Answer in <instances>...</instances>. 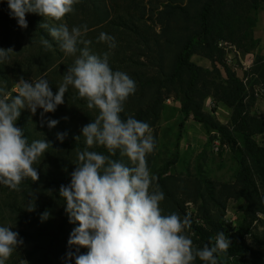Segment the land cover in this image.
Wrapping results in <instances>:
<instances>
[{
    "label": "trees",
    "instance_id": "obj_1",
    "mask_svg": "<svg viewBox=\"0 0 264 264\" xmlns=\"http://www.w3.org/2000/svg\"><path fill=\"white\" fill-rule=\"evenodd\" d=\"M143 1L133 0L127 7L109 10L104 0H79L74 5L75 11L66 16L75 25L74 14L77 15L78 10L91 15V20L79 22L78 26L86 23L88 33L84 38L92 42L89 47L93 53L108 51L106 44L97 42L101 32L115 38L117 46L111 50L110 66L114 71L126 72L136 82V91L126 101L122 118L133 116L154 129L167 108L165 101L172 99L179 104V130L188 119H192L201 126L208 138L207 143L218 139L220 146L228 149L238 165L234 183L215 192L201 180L192 182V188L186 184L177 186L170 177L159 173L156 183L165 195L160 204L162 214L175 212L184 217L187 214L183 205L187 200L201 201L200 217L188 215L192 221L193 244L197 249L214 243L215 235L223 231L232 245L226 255H218V264H264V255L246 242L247 226L234 229L220 213L224 201L234 198L246 202V214L253 211L264 214V147L255 141L257 136H264V120L252 112L256 100L253 87L258 82L264 84V59L255 56L250 73L244 74L249 76L247 86L226 60L227 54L233 50L252 52L257 47L253 29L258 14L262 12L264 15V0ZM4 4L8 8L6 0ZM27 15L38 36L49 39L53 45L49 51H45L42 45L38 48L39 62L35 73L41 75L51 69L50 87L55 94L74 57L65 56L48 32L38 27L43 22L42 16ZM194 55L207 60L210 68L192 62ZM26 70L31 71V66ZM15 81H11L0 66V83L6 84L0 87L10 91ZM208 99L230 109L229 124L217 120L216 108L204 111ZM42 111L38 108L32 115L27 109L21 110L16 126L24 130L29 143L45 139L52 147L33 165L39 173L38 181L26 178L20 185L21 191L0 185V225L11 224L12 230L18 232L24 241L18 262L66 264L63 257L69 250L67 241L77 225L68 222L59 188L70 183L76 151L86 146L83 137L79 141L74 137L81 135L82 127L94 120L98 111L89 110L86 101L79 98L72 87L65 94L64 104L55 112L45 113L46 119L59 121L56 127L50 129L46 123L41 126ZM62 132H67V136L60 142L57 133ZM153 137L156 141V136ZM90 150L108 154L103 146ZM153 153L147 156L149 168ZM112 158L121 159L119 153ZM123 159L128 162L127 158ZM31 191L36 193L35 211L28 212L25 207ZM179 193L183 198H179ZM46 210L50 212V218L42 222L40 216ZM72 250L75 251V246ZM87 251V248H80V254ZM68 264H75V260ZM194 264L205 262L197 257Z\"/></svg>",
    "mask_w": 264,
    "mask_h": 264
},
{
    "label": "clouds",
    "instance_id": "obj_2",
    "mask_svg": "<svg viewBox=\"0 0 264 264\" xmlns=\"http://www.w3.org/2000/svg\"><path fill=\"white\" fill-rule=\"evenodd\" d=\"M6 2L10 17L22 29L28 27L26 14L44 17L38 27L45 29L60 51L74 60L55 94L44 77L29 82L21 76L14 84V94L0 87V185L21 191L26 178L39 180L33 165L52 144L45 139L29 143L16 122L21 110L28 109L35 115L39 108L43 110L41 126L46 123L50 129L56 127L59 121L46 119L45 113L55 112L64 104L65 94L72 87L86 101L87 108L96 109L98 114L82 127L81 135L74 137L76 141L83 137L86 146L76 151L70 183L59 188L68 222L77 225L67 241L69 250L63 257L66 264L73 259L75 264H194L197 257L205 264H218V255H226L232 245L223 231L215 235L214 243L197 249L186 234L191 218H181L175 212L162 214L160 204L165 195L147 162V156L156 148L150 125L133 116L121 117L126 101L136 91V82L126 72L114 71L110 66L111 50L117 46L115 38L101 32L97 42L106 44L108 51L96 54L89 47L92 42L84 38L88 33L86 24L70 29L61 22L75 11L79 0ZM40 44L45 51L53 47L43 36ZM13 53L12 48H0V65L10 64ZM66 136L67 132L57 133L60 142ZM95 146H103L108 154L90 150ZM117 153L121 159L112 158ZM28 197L25 210L33 212L36 193L29 192ZM49 218L48 210L40 216L42 222ZM23 243L12 227L0 226V264H6ZM82 247L88 249L86 254H80Z\"/></svg>",
    "mask_w": 264,
    "mask_h": 264
},
{
    "label": "rangeland",
    "instance_id": "obj_3",
    "mask_svg": "<svg viewBox=\"0 0 264 264\" xmlns=\"http://www.w3.org/2000/svg\"><path fill=\"white\" fill-rule=\"evenodd\" d=\"M132 1L133 0H104L109 10L115 7H127ZM143 2H146V0ZM74 16H76L75 25L68 21L67 16H65L61 22L67 24L71 29L73 26H78L79 22L91 20L90 14L83 13L80 10H78L77 15L74 14ZM26 19L28 27L22 29L18 26L17 20L10 17L9 9L4 4V0H0V48H12L15 52L11 55L10 64L0 66L8 73L11 81H18L17 78H19V76H27L24 79L29 82H31V79L36 80L44 77L49 80L50 85L53 76L51 69L41 75L35 73L39 62L37 54L38 48L41 46V37H39L34 30L33 24L30 22L27 14ZM51 23L58 24L60 22L52 21ZM256 35L263 36L264 30L262 29L259 31L256 29ZM63 59L64 57L57 61L56 64L60 63ZM226 60L241 79L249 77L244 74L250 73L254 66V61L252 64H249V67H246L248 65H242L233 55L226 56ZM191 61L203 68H210L209 62L202 57L194 55L191 57ZM29 65L31 66V71L26 70V67ZM14 84L10 92H14ZM0 85L5 86L6 84L0 83ZM254 86L263 88L264 90L263 83L258 82ZM255 98L259 101V104L254 105L252 112L257 117L264 120V92L260 93L258 97ZM165 104L167 108L163 112L161 120L154 129H151V135L156 136V148L149 168L150 172L155 176L162 173L163 177H170V181L177 186L186 184L192 188V182L201 180L203 184L207 183L209 186L213 187L214 192L222 187L233 184L238 171V165L228 149L221 147L218 139L207 143L208 138L204 134L201 126L192 119H188L180 131L178 126L181 121L178 113L179 104L172 101V99H167ZM212 108H216L215 103L210 99L206 100L204 103V111L210 112ZM214 115L220 123L225 125L229 124V119H227L228 116L223 112L219 111L218 113H214ZM178 135L180 136L178 137ZM255 141L260 146L264 147L263 135L257 136ZM214 142L219 143L216 150ZM173 160H175L174 163L168 166L169 162ZM262 193H264V190H262ZM178 196L179 198H183L181 193H179ZM224 199L225 198H223V200ZM200 205L201 201L193 202L187 200L183 205L185 214L192 218H199ZM246 208L247 204L243 199L228 198L224 201V208L220 213L222 214V219L234 229L238 228L240 225L247 226L249 230L246 240L247 244L264 255V214L253 211L248 215L245 213ZM178 214L183 218L180 213ZM10 225L11 224L7 223L0 226L10 227ZM186 234L192 239L190 229L186 230ZM193 247L197 248L195 244H193ZM19 248V251L17 250L13 253L9 260L6 261V264H26L25 261L18 262L22 257V247L20 246Z\"/></svg>",
    "mask_w": 264,
    "mask_h": 264
},
{
    "label": "crops",
    "instance_id": "obj_4",
    "mask_svg": "<svg viewBox=\"0 0 264 264\" xmlns=\"http://www.w3.org/2000/svg\"><path fill=\"white\" fill-rule=\"evenodd\" d=\"M256 29L259 31L262 29L264 30V15L262 12H260L258 14L257 21H256L255 27L253 29V38L255 40H258V45L255 48V50H253L252 52H245L242 50H233V53L230 52L229 54H227V56H229V55H233V57L235 56L242 65H248L246 67H249V64L253 63L256 55H259L264 59V35L263 36L262 35L257 36L256 35ZM256 104H259L258 100H255L254 105H256ZM219 111H221L225 115H227L228 116L227 119H229L230 109H228L227 107H225L221 103H217L215 113H218ZM224 121H227V120H224Z\"/></svg>",
    "mask_w": 264,
    "mask_h": 264
},
{
    "label": "built area",
    "instance_id": "obj_5",
    "mask_svg": "<svg viewBox=\"0 0 264 264\" xmlns=\"http://www.w3.org/2000/svg\"><path fill=\"white\" fill-rule=\"evenodd\" d=\"M248 81L247 77L243 78V83L246 85V82ZM253 91H254V96L258 97V95L262 92H264L263 88H257L256 86L253 87ZM214 146H215V150L218 148L219 143L218 142H214Z\"/></svg>",
    "mask_w": 264,
    "mask_h": 264
}]
</instances>
